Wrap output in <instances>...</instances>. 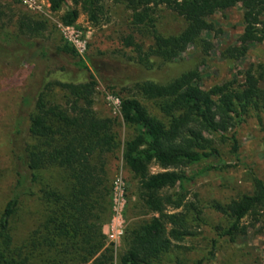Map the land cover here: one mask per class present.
<instances>
[{"label":"trees","instance_id":"1","mask_svg":"<svg viewBox=\"0 0 264 264\" xmlns=\"http://www.w3.org/2000/svg\"><path fill=\"white\" fill-rule=\"evenodd\" d=\"M68 0H48L50 9L61 10ZM86 0L93 20L96 9ZM132 10L135 30L144 29L150 43L134 32L122 36V44L136 53V61L155 70L153 58L171 63L190 46L212 48L205 33L215 30L213 16L237 4L244 8L245 28L238 43L223 50V56L244 58L250 45L264 41V0H124ZM165 5L186 21L178 34L165 35L156 27L154 14ZM81 10L69 8L61 21L73 26ZM5 10L0 0V18ZM14 30L0 27V59L24 56L26 49L10 43L21 35L38 37L47 22L23 12L17 15ZM146 33V34H145ZM58 50L87 69L77 48L64 41ZM197 69L185 70L165 80L146 79L134 83V90L153 104L155 113L136 96L122 97L120 110L126 122L135 126V135L123 149L127 167L140 178L139 191L144 209L152 215L127 230L121 264H191L173 260L175 248L194 234L199 221L194 203L186 201L185 183L192 179L187 169L220 154L207 136L227 138V132L246 120L250 110L259 116L264 106V63L250 65L243 82L225 81L209 89L200 85ZM97 80L84 82L48 80L41 84L35 99L25 97L22 107L31 112L17 120L12 139L16 181L12 195L0 215V264H109L113 259L103 225L110 217V189L107 162L120 150L112 118L100 116L94 106ZM65 93V101L53 99ZM260 118V116H259ZM25 120L28 121L27 127ZM261 120V118H260ZM233 151L240 144L231 136ZM153 164L163 170L152 172ZM253 192L243 193L214 208L233 221L223 236L247 235L241 220L264 204V181L255 179ZM42 214L26 238L16 235L13 218L26 198L39 196ZM200 259L197 264H202Z\"/></svg>","mask_w":264,"mask_h":264},{"label":"rangeland","instance_id":"2","mask_svg":"<svg viewBox=\"0 0 264 264\" xmlns=\"http://www.w3.org/2000/svg\"><path fill=\"white\" fill-rule=\"evenodd\" d=\"M85 1L68 0L61 10L54 12L48 0H1L5 16L0 18V27L14 30L17 15L25 12L46 21L47 28L38 37L21 35L13 44L10 43V48L18 45L26 49L24 56L0 59V215L16 181L17 161L12 154L16 123L21 115L27 118L31 112L28 105L22 107L23 99H35L44 81L84 82L94 75L97 80L95 109L100 116L112 118L120 148L107 162L111 213L103 231L113 253L109 264H121L120 255L126 248L127 230L152 215L142 206L140 178L127 167L123 158L124 146L135 135L136 129L121 114L122 97L136 96L150 112L155 113L153 104L134 90V83L150 78L165 80L191 69L200 72V85L206 89L232 79L242 83L245 69L252 64L264 63V41L252 43L242 59L223 56L225 48L238 43L245 28L244 8L237 4L214 14L215 30L204 34L213 44L211 49L205 51L202 46H190L181 58L166 64L153 58L156 69L147 70L136 61V53L122 44V36L130 32L144 41L146 47L150 43L148 36L143 34V28H133L132 10L127 2L92 0L90 4L97 12V19L93 20ZM73 7H78L81 14L73 26H66L61 16ZM154 17L157 29L165 35L178 34L186 25L183 17L165 5L157 7ZM64 41L77 48L87 69L76 66L78 58L58 50V44ZM64 96L65 93L60 91L54 94L53 99L64 102ZM259 116L254 109L250 110L244 122L227 132V138L207 135L220 154L187 169L192 179L185 183L186 201L195 204L196 209L192 212L198 213L200 218L193 227L194 234L179 242L184 248L173 251V260L191 264H197L200 259L202 264H264V204L241 220L239 228H246L247 235H238L234 240L231 236L222 235L233 221L214 208L217 203H228L243 193L253 192L255 179L264 181V106ZM234 133L240 144L236 152L230 139ZM161 170L157 164L151 167L152 172ZM39 197L40 194L26 198L13 218L15 232L20 239L30 234L42 214ZM118 211L121 214L117 223L114 216ZM114 223L115 226L121 224L124 229L116 241L107 234Z\"/></svg>","mask_w":264,"mask_h":264},{"label":"built area","instance_id":"3","mask_svg":"<svg viewBox=\"0 0 264 264\" xmlns=\"http://www.w3.org/2000/svg\"><path fill=\"white\" fill-rule=\"evenodd\" d=\"M120 211L117 212V214L114 216V221H117V223L120 221ZM113 221V222H114ZM114 227L112 228L110 233H107L109 235V237L111 238V240L116 241L119 239L120 236L123 235L124 233V229L121 226V224H117L115 226V223L113 225Z\"/></svg>","mask_w":264,"mask_h":264}]
</instances>
